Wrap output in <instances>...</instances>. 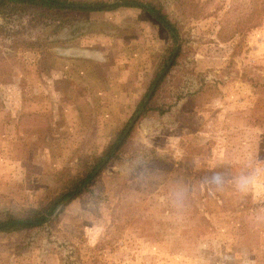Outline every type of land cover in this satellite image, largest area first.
<instances>
[{
    "label": "rangeland",
    "instance_id": "374dc122",
    "mask_svg": "<svg viewBox=\"0 0 264 264\" xmlns=\"http://www.w3.org/2000/svg\"><path fill=\"white\" fill-rule=\"evenodd\" d=\"M250 1L159 0L180 39L157 92L169 110L134 121L93 194L53 226L0 232V264H264V177L244 192L200 188L182 213L161 200L176 180L264 165V17L238 30ZM62 16L0 32V218L43 206L56 174L100 157L167 56L142 10Z\"/></svg>",
    "mask_w": 264,
    "mask_h": 264
},
{
    "label": "trees",
    "instance_id": "16d2710c",
    "mask_svg": "<svg viewBox=\"0 0 264 264\" xmlns=\"http://www.w3.org/2000/svg\"><path fill=\"white\" fill-rule=\"evenodd\" d=\"M250 10L242 17L244 20L248 17L247 26L238 28L240 32L248 31L256 28L264 17V0H251ZM118 8H135L148 13L167 33L169 46L166 50L167 56L162 63V68L153 79L149 82L145 92L137 101L132 117L135 121L140 120L147 114L162 115L169 110V106L160 104L157 101V92L161 85L173 71L176 66L177 58L180 54L178 49L174 60L172 61L167 72L154 85V81L159 73L168 63L170 56L179 41V30L176 23L170 21L168 14L164 10L159 0H0V32L4 31L6 25L13 18H16L20 26L25 18L27 24L31 23H55L57 28L63 27L65 20L62 14L65 12L71 13H94V12H111ZM243 22V21H242ZM241 24V23H240ZM19 33L16 32V36ZM13 40V49L31 47L26 42ZM17 41V42H16ZM152 93L149 95L151 88ZM132 128L128 131L124 139L117 144L124 128L120 129L116 134L115 141L107 145L102 151L101 156L93 158L83 166V169L75 175L69 171H62L56 174L53 178L55 192L51 198L41 207L35 209H27L19 216L2 215L0 218V232H13L30 230L41 227V224L47 223V226H53L57 222V215L65 207L67 201L79 199L82 196L93 194L96 185L99 181V176L106 165H99L107 157L106 164L117 158L123 152L127 140L130 136Z\"/></svg>",
    "mask_w": 264,
    "mask_h": 264
},
{
    "label": "clouds",
    "instance_id": "9594fccd",
    "mask_svg": "<svg viewBox=\"0 0 264 264\" xmlns=\"http://www.w3.org/2000/svg\"><path fill=\"white\" fill-rule=\"evenodd\" d=\"M261 177H264V165H250L239 174H230L213 168L209 174L201 176L196 184L184 180L172 182L161 200L177 213H182L188 207L193 194L200 188L217 192L232 186L238 191L244 192Z\"/></svg>",
    "mask_w": 264,
    "mask_h": 264
},
{
    "label": "water",
    "instance_id": "95a60500",
    "mask_svg": "<svg viewBox=\"0 0 264 264\" xmlns=\"http://www.w3.org/2000/svg\"><path fill=\"white\" fill-rule=\"evenodd\" d=\"M178 49H179V44L177 43L176 46H175V48H174V50H173V52H172V54H171V56H170V59H169L168 63L166 64V66L164 67V69L160 72V74L157 76L156 80L154 81L153 87H154V85L157 83V81H158L162 76H164V74L167 72V70H168V68L170 67L172 61L174 60V57H175V55H176ZM153 87L151 88V90H150V92H149V95L152 93V91H153ZM134 121H135V117H133V118L130 120V122H129L128 125L126 126L125 130L123 131L121 137L119 138L117 144H119V143L124 139V137L126 136V134L128 133V131H129L130 128L132 127ZM106 160H107V157L104 158V160H103V161L101 162V164L99 165L98 169H99V168H100V167L106 162ZM4 225H6V224H1L0 227H2V226H4Z\"/></svg>",
    "mask_w": 264,
    "mask_h": 264
},
{
    "label": "crops",
    "instance_id": "0c3cea01",
    "mask_svg": "<svg viewBox=\"0 0 264 264\" xmlns=\"http://www.w3.org/2000/svg\"><path fill=\"white\" fill-rule=\"evenodd\" d=\"M120 76H122V75H120ZM122 78H123V76H122ZM122 78L117 77V78L113 79L114 82L116 83V87L117 86L119 87L120 85H122V81H123V80H121ZM118 87L116 89H118Z\"/></svg>",
    "mask_w": 264,
    "mask_h": 264
}]
</instances>
